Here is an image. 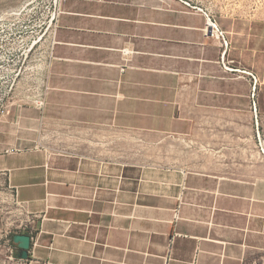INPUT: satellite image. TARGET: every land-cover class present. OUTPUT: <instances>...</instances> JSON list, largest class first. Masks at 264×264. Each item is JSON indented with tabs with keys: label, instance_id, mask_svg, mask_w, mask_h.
<instances>
[{
	"label": "crops",
	"instance_id": "1",
	"mask_svg": "<svg viewBox=\"0 0 264 264\" xmlns=\"http://www.w3.org/2000/svg\"><path fill=\"white\" fill-rule=\"evenodd\" d=\"M54 24L46 88L0 117V264H264V16L60 0Z\"/></svg>",
	"mask_w": 264,
	"mask_h": 264
},
{
	"label": "rangeland",
	"instance_id": "2",
	"mask_svg": "<svg viewBox=\"0 0 264 264\" xmlns=\"http://www.w3.org/2000/svg\"><path fill=\"white\" fill-rule=\"evenodd\" d=\"M185 1L217 15L248 12L264 16V0ZM54 7L55 0H0V117L10 102L44 87ZM12 13L19 15L9 16ZM261 138L264 143V132Z\"/></svg>",
	"mask_w": 264,
	"mask_h": 264
},
{
	"label": "built area",
	"instance_id": "3",
	"mask_svg": "<svg viewBox=\"0 0 264 264\" xmlns=\"http://www.w3.org/2000/svg\"><path fill=\"white\" fill-rule=\"evenodd\" d=\"M57 1H58V3H57ZM182 1H184L188 5H191V3H189V2H187L185 0H182ZM193 7L198 8V9H201L203 11H206L202 7H198V6H193ZM59 10H60V0H55L54 12H53V14L51 16V19H50V22L51 23L53 22L52 35L55 32V24H54V21H55L57 15L59 13ZM5 15L8 16V13H6ZM5 15H2V17H4ZM18 15H19L18 13H12L9 16L18 17ZM209 26L212 27V32H211L210 35H216V37L220 38L221 39L222 46L224 47V50H226L228 48V46H229V40L226 37V32L219 27L218 23L215 20L214 21H211L209 23ZM207 33H209V30H207ZM53 43L54 42L52 41V38H51L50 51L52 50ZM243 73L246 74L250 78L251 85H252L253 107H254L255 112L257 113L256 100H257V95H258L259 86H260L259 77H258V75L256 73H254L251 70H244ZM13 85L14 84L11 83L10 89L7 91L8 93L11 91ZM43 88L44 89L46 88L45 85H44ZM35 102H36L37 105H44V98L40 94H38Z\"/></svg>",
	"mask_w": 264,
	"mask_h": 264
},
{
	"label": "water",
	"instance_id": "4",
	"mask_svg": "<svg viewBox=\"0 0 264 264\" xmlns=\"http://www.w3.org/2000/svg\"><path fill=\"white\" fill-rule=\"evenodd\" d=\"M15 241L22 248L20 256L22 258H27L28 250L30 249L31 246V236L28 234H18L15 236Z\"/></svg>",
	"mask_w": 264,
	"mask_h": 264
}]
</instances>
